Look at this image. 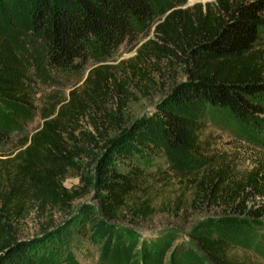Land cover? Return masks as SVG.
I'll list each match as a JSON object with an SVG mask.
<instances>
[{"label":"trees","instance_id":"1","mask_svg":"<svg viewBox=\"0 0 264 264\" xmlns=\"http://www.w3.org/2000/svg\"><path fill=\"white\" fill-rule=\"evenodd\" d=\"M186 2L0 0V264H85L95 254L93 264H159L171 235L140 241L119 221L155 213L144 184L163 166L203 167L190 181L193 204L229 212L205 222L211 227L193 235L194 247L210 264H252L232 244L264 230V161L238 177L210 154L204 134L229 118L264 149V0L182 8ZM151 25L153 37L129 65L133 76L151 82L138 63L155 59L180 66L184 78L124 125L133 79L118 80L124 62H105ZM39 65L52 75H87L67 98L45 100L32 75ZM36 116L42 123L30 132ZM88 117L96 135L81 127ZM110 127L117 134L109 138ZM72 172L78 183L68 188ZM91 191L99 212L83 204L72 213ZM31 212L44 219L41 231L21 239L16 226ZM56 212L69 217L57 225Z\"/></svg>","mask_w":264,"mask_h":264},{"label":"rangeland","instance_id":"2","mask_svg":"<svg viewBox=\"0 0 264 264\" xmlns=\"http://www.w3.org/2000/svg\"><path fill=\"white\" fill-rule=\"evenodd\" d=\"M212 2L214 0H187L182 8H190L197 4L205 6ZM153 29L154 25L145 29L143 33L137 35L134 44L120 47L111 56L110 61L105 62L111 66H120L121 62H124L122 67L115 70L118 80H125L128 76L133 79L128 87L129 99L121 114L124 125H129L141 116L152 112L159 100L184 78L180 66L172 69L166 60L155 59L138 63V67L148 73L151 82L140 80L139 74L133 76L129 65L136 55L137 48L153 37ZM262 47L264 48V41ZM32 75L41 99L56 100L63 95L67 98L68 93L74 88H81L87 73L83 77H62L50 74L39 65ZM106 108L111 113L119 114L117 104L110 103ZM41 123V118L36 116L28 126V130L33 132L40 127ZM80 123L83 130L96 135L89 117ZM116 134L117 130L110 127L107 136L110 138ZM204 139L209 144L210 154L218 161L221 159L224 163H232L234 173L238 177L244 176L259 161H264V149L260 142L232 119L225 118L216 124H211L205 131ZM201 168L203 167L172 169L163 166L160 171L151 168L149 170L151 175L147 177L144 184L147 192L142 198L150 200L151 205L156 209L155 213L150 218L135 224L119 221V224L130 226L139 235L140 241L166 238L171 235L170 238L173 239L168 240L167 246L163 248L159 264H210L206 257L194 247L193 235L208 232L209 223L205 224V222L216 217L227 216L229 212L219 205L193 204L195 189L190 181L197 177L196 174ZM77 183L78 177L72 172L64 185L69 188ZM83 204L94 205L99 212L93 199V191L83 199L75 201L71 212H75ZM68 217L67 214L56 212L54 223L58 225ZM43 220L31 212L26 219H21L17 224L18 236L22 239L37 235L41 231ZM256 233L255 238L233 237L232 245L235 254L239 257L248 259L252 264H264V230ZM96 256L95 254L94 260L85 264H93Z\"/></svg>","mask_w":264,"mask_h":264}]
</instances>
